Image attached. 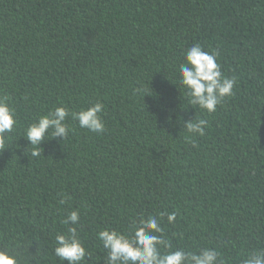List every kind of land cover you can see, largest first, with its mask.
<instances>
[{
  "label": "trees",
  "instance_id": "1",
  "mask_svg": "<svg viewBox=\"0 0 264 264\" xmlns=\"http://www.w3.org/2000/svg\"><path fill=\"white\" fill-rule=\"evenodd\" d=\"M197 44L237 81L213 113L178 83ZM0 99L17 121L0 148V251L19 264H68L55 237L77 210L82 264H105L99 231L149 216L173 250L219 264L264 251V0H0ZM97 102L102 133L69 116L65 140L24 137L57 106ZM200 119L205 135L187 133Z\"/></svg>",
  "mask_w": 264,
  "mask_h": 264
},
{
  "label": "clouds",
  "instance_id": "2",
  "mask_svg": "<svg viewBox=\"0 0 264 264\" xmlns=\"http://www.w3.org/2000/svg\"><path fill=\"white\" fill-rule=\"evenodd\" d=\"M219 53H209L200 45H194L187 50L185 62L178 67V83L186 90L191 104L197 105L207 113L216 111L218 104L225 97L233 95L236 85L235 77H226L222 74L221 67L217 62ZM103 105L99 102L80 111H70L66 106H57L47 115L40 116L31 123L24 137L34 148H40L41 142L50 133L52 138H63L65 140L73 129L66 122L71 116L72 120L78 122L79 127L90 132L102 133L105 124L100 117ZM15 109L10 107L5 99H0V148L3 141L14 132L17 124ZM207 121L200 119L185 123L183 126L189 134L205 135ZM41 149V148H40ZM38 156V151L32 152ZM65 203V200H60ZM160 219L166 216L168 224H175L176 213L162 212ZM79 211H72L62 221L69 225L66 233H58L55 237V256L61 262L68 264H82L85 258L90 256L88 249L84 246L77 230ZM155 233V234H154ZM164 228L156 216L141 218L132 227L131 233H121L114 229H103L97 233V239L103 245L107 255L105 264H219L217 252L206 248L202 252L173 250L172 246L162 239ZM167 249V250H165ZM0 264H19L17 258L6 251H0ZM243 264H264V251L256 250L248 256Z\"/></svg>",
  "mask_w": 264,
  "mask_h": 264
}]
</instances>
